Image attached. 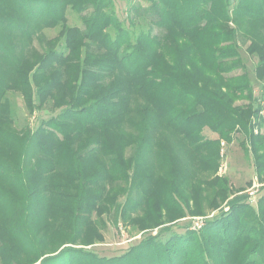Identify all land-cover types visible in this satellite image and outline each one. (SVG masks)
I'll use <instances>...</instances> for the list:
<instances>
[{"label": "trees", "instance_id": "trees-1", "mask_svg": "<svg viewBox=\"0 0 264 264\" xmlns=\"http://www.w3.org/2000/svg\"><path fill=\"white\" fill-rule=\"evenodd\" d=\"M144 1L137 12L151 15L161 35L130 30L114 0H0V264H264V191L256 204L233 201L197 230L167 224L152 233L145 229L160 215L159 197L178 199L171 169L155 176L144 167L152 156L172 165L173 129L207 147L204 161L214 170L219 142L204 139V126L229 141L238 123L247 155L264 152V134L251 133L264 118L249 75H228L246 67L239 50L246 44L254 77L264 81V0ZM68 9L82 26L68 24ZM57 26L55 36L43 33ZM9 91L19 92L28 113L50 97L58 112L16 129ZM238 98L246 106H233ZM127 146L133 177H141H131L135 196L123 207L151 209L131 219L141 224L138 239L120 254L100 255L77 245L95 239L80 231L91 211L105 208L102 184L118 178L125 186Z\"/></svg>", "mask_w": 264, "mask_h": 264}, {"label": "rangeland", "instance_id": "rangeland-1", "mask_svg": "<svg viewBox=\"0 0 264 264\" xmlns=\"http://www.w3.org/2000/svg\"><path fill=\"white\" fill-rule=\"evenodd\" d=\"M115 12L117 16L123 20L126 27L134 32L150 29L152 34L161 35L164 28L159 27L150 21L152 16L138 13L137 11L146 8L147 2L144 0H114ZM136 8H133L135 7ZM140 10H138V7ZM127 8H131L129 14L133 17V24L127 20ZM67 22L70 25L82 26L80 15L78 13L67 10ZM59 31V27L45 28L43 33L46 37H53ZM62 42H60L61 44ZM34 45L41 50L40 43L37 39L34 40ZM246 46V44L244 45ZM244 46L240 47V53L246 65L244 69H236L228 75L239 74L246 71L251 80L254 96L259 98L263 107L260 111L261 116L264 118V81H258L254 77V64L256 58L249 56ZM60 50L61 46H57ZM227 75V74H226ZM12 110L13 120L16 129H23L29 127L36 128L41 120L47 119L49 116L58 112L54 100L48 98L40 107L35 109L34 112L28 113L25 103L19 92L9 91L7 93ZM248 101L245 98H238L232 103L233 106H246ZM253 117L250 118L254 122ZM173 129L170 135L169 153L172 157V165H167L163 158L157 160L152 156L153 166L146 164L144 167L148 168L155 176L163 175L167 170H172V178L168 182L175 187V197L178 199L177 203L172 202L170 199L165 203L160 202L162 197H159L157 202L160 209V215H155L154 220H149V224L154 222V226L145 229L150 230L152 233L162 226L170 224L177 232H182L186 226L190 229L197 230L203 226L206 220L213 216L218 215L221 211L228 210L233 201L245 199L251 204H256L259 195L264 191V169L262 174H258L254 166H264V152L262 149L258 151H251V155H247L246 147L248 146V137L242 132L240 124H235L230 131V140L223 139L217 132L211 130L208 126H204L202 134L204 139L209 141H218L219 148L217 152V167L214 170L208 167L204 161L206 154H209L207 147L200 148L187 141L182 135ZM180 135H179V134ZM251 133L264 134V125L252 127ZM244 142V144L242 143ZM133 146H127L123 153V158L126 162V181L124 182L118 178L113 181H105L103 186V194L109 193V197L104 199L101 210L91 211L88 216L91 217V224L81 227L80 234L88 236L90 241L83 242L87 244H77L79 247L93 248L100 255L111 256L120 254L124 251L130 243L138 239L143 230H140L139 222H134L131 219L136 215L143 218L144 210L149 211L148 203L143 209L131 211L126 209L124 204L128 195H134V189L137 187H130L131 177H133V158L131 157L134 152ZM251 149V148H249ZM122 154V153H121ZM255 154V165L253 166ZM252 156V157H251ZM138 168V167H136ZM136 174H139L137 170ZM66 175V173L64 174ZM133 177L134 183H136ZM220 176V177H219ZM138 177H141L139 175ZM216 177L222 182L216 181ZM219 177V178H218ZM101 186V188H102ZM124 186V187H123ZM226 186L225 194L220 193V188ZM198 187L202 190L200 193ZM200 187L204 188L201 189ZM250 192L252 194H250ZM135 196V195H134ZM138 196V195H137ZM136 196V197H137ZM137 199V198H136ZM214 200V201H213ZM213 201V202H212ZM212 202V203H211ZM180 214H184L183 216ZM97 220L94 223V220ZM178 221V222H177ZM175 223V224H174ZM169 225V226H170ZM184 226V227H182ZM144 230V231H145ZM91 231H95L94 234ZM91 232V233H90ZM82 238H79V241ZM95 240L97 242H95ZM92 242V243H89ZM55 253V252H53ZM52 253V254H53ZM45 256V255H44ZM43 257V256H42ZM38 262V261H37ZM32 263V264H36Z\"/></svg>", "mask_w": 264, "mask_h": 264}, {"label": "built area", "instance_id": "built-area-1", "mask_svg": "<svg viewBox=\"0 0 264 264\" xmlns=\"http://www.w3.org/2000/svg\"><path fill=\"white\" fill-rule=\"evenodd\" d=\"M250 194H252V193L250 192Z\"/></svg>", "mask_w": 264, "mask_h": 264}]
</instances>
